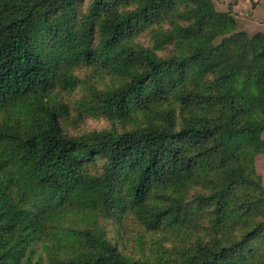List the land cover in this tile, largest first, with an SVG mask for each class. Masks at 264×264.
<instances>
[{
    "label": "trees",
    "instance_id": "1",
    "mask_svg": "<svg viewBox=\"0 0 264 264\" xmlns=\"http://www.w3.org/2000/svg\"><path fill=\"white\" fill-rule=\"evenodd\" d=\"M80 86L113 127L66 131ZM263 132L264 32L213 0H0V264H264Z\"/></svg>",
    "mask_w": 264,
    "mask_h": 264
},
{
    "label": "rangeland",
    "instance_id": "2",
    "mask_svg": "<svg viewBox=\"0 0 264 264\" xmlns=\"http://www.w3.org/2000/svg\"><path fill=\"white\" fill-rule=\"evenodd\" d=\"M262 32V31H258ZM257 33V32H256ZM254 34V33H251ZM146 38V37H145ZM144 40V39H143ZM81 78H88L93 83H95L96 78L92 77V74L86 67H81L76 71ZM84 91V86H80L75 91L70 93H60L59 96L61 97L62 101L66 104L70 105V114L66 119L63 121V126L71 134H80L85 131L94 130V129H103V128H111L113 127V122L104 116H97V115H83L82 117L78 115L76 110V100L82 95ZM141 228L138 227L135 223L131 220L125 223L124 232L123 234L129 239V245L126 248L127 253H133L135 256H140L144 254H149L152 250L150 237L143 233L145 239L148 242L145 244V251L141 250V247L138 245V237L140 235ZM120 237V236H119Z\"/></svg>",
    "mask_w": 264,
    "mask_h": 264
},
{
    "label": "crops",
    "instance_id": "3",
    "mask_svg": "<svg viewBox=\"0 0 264 264\" xmlns=\"http://www.w3.org/2000/svg\"><path fill=\"white\" fill-rule=\"evenodd\" d=\"M219 11H232L238 30L251 33L264 32V0H213ZM264 138V132L262 134ZM257 170L264 185V153L257 156Z\"/></svg>",
    "mask_w": 264,
    "mask_h": 264
}]
</instances>
